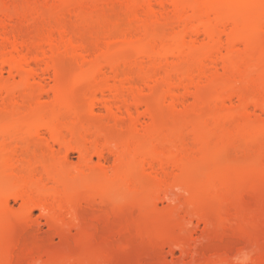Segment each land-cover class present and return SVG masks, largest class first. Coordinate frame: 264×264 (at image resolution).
I'll list each match as a JSON object with an SVG mask.
<instances>
[{"label": "rangeland", "instance_id": "rangeland-1", "mask_svg": "<svg viewBox=\"0 0 264 264\" xmlns=\"http://www.w3.org/2000/svg\"><path fill=\"white\" fill-rule=\"evenodd\" d=\"M160 1L0 0V264H264V0Z\"/></svg>", "mask_w": 264, "mask_h": 264}, {"label": "bare ground", "instance_id": "bare-ground-1", "mask_svg": "<svg viewBox=\"0 0 264 264\" xmlns=\"http://www.w3.org/2000/svg\"><path fill=\"white\" fill-rule=\"evenodd\" d=\"M168 1V0H167ZM172 1V2H171ZM178 1V0H177ZM187 1H189V0H187ZM186 1V2H187ZM192 1V0H191ZM190 1V2H191ZM261 0H203V3H202V1L201 0H199L198 1V3H202V6L201 7H203V12H204V14L207 16V18H208V21H209V18H210V16H213L214 17V19H220V18H225L226 16H229V15H231V14H244L249 8H251V7H254V6H256L259 2H260ZM161 2H163V0L162 1H160V3ZM169 2V1H168ZM174 1L173 0H170V3H173ZM196 2V1H195ZM191 3H194V1H192ZM174 4V3H173ZM175 5V4H174ZM201 5V4H200ZM191 33H199V32H202V33H205V34H208V35H212V34H215V30H214V28H212L208 23H206V22H202V23H197L195 26H192L191 27V29L189 30ZM189 32V33H190ZM190 33V34H191ZM187 34V33H186ZM185 35V34H184ZM188 35V34H187ZM184 38H185V36L182 38V41L184 40ZM179 38L178 39H175L173 42H172V44H171V46L168 48V49H166L165 51H164V53H163V56H170V55H173L174 56V54H176V52L180 49V47L182 46L181 45V42H182ZM181 45V46H180ZM31 63H32V61H31V59H28L27 57H22V59L20 60V61H18V60H16L14 57H6V56H0V72H1V69H3V68H7L8 69V73H10L9 75H11V77L13 78V76L15 77V75H17V76H24V75H28L29 74V76L30 75H37V76H40L38 73V71L36 70H34V68L31 66ZM41 64H39V66H40ZM43 68L41 69V67H40V72H43V73H45L46 71L48 72V73H50V71L51 70H55L54 71V75H56V77H57V73H56V67H54V65L53 64H49V63H46V64H44L43 63ZM110 66V65H109ZM112 67V66H111ZM37 69V68H36ZM87 72H89V71H85L84 72V74L82 73L81 75L83 76H81V80L83 79V80H85V79H87V77L86 76H88L89 75V73H87ZM100 72V71H99ZM47 73V74H48ZM53 75V76H54ZM54 78H55V76H54ZM54 90V89H53ZM52 90V92L53 93H57V91H59V90H54L53 91ZM105 91V90H104ZM102 94L104 93L103 91H100ZM59 93V92H58ZM57 93V94H58ZM99 93V92H98ZM56 94V95H57ZM104 95V94H103ZM14 96V95H13ZM95 98V97H94ZM101 98V97H100ZM100 98H95V99H97V103L98 104H100L102 101H98ZM92 100V99H91ZM100 100H102V99H100ZM93 101V100H92ZM96 102V101H95ZM93 103H94V101H93ZM92 103V104H93ZM95 104V103H94ZM103 104V102L101 103V105ZM96 105V104H95ZM95 105H93L92 107H94ZM104 105H105V102H104ZM94 109V108H93ZM93 109H92V111H93ZM148 112H149V110H148ZM147 113V111L145 112V114ZM54 115V114H53ZM55 115H56V113H55ZM146 115H148V114H146ZM149 115H150V112H149ZM38 124H39V126H38ZM37 126L38 127H44V128H46V129H48V130H53V128H54V124L51 122V121H48V122H46V121H43V122H39V123H37ZM36 126V127H37ZM97 150V149H96ZM98 150H100V149H98ZM103 151V150H102ZM95 153H96V151H95ZM82 154V153H81ZM97 157L99 158V159H101V158H103L104 157V154H103V152H101V151H97ZM95 154V155H96ZM82 157H84L85 159H86V154L85 153H83L82 154ZM83 161H87V160H83ZM98 162H99V166L101 165L100 163H101V160H98ZM101 167V166H100ZM18 198H20L21 200H22V196H16L14 199H18ZM26 203V206H25V210H26V212L28 213V215L33 211V209L34 208H39L40 210H43L44 208H43V206H42V204H35V205H30L29 203H27V202H25ZM172 244H174V243H172ZM170 245V244H169ZM176 245V244H175ZM174 245V246H175ZM179 245V244H178ZM178 245H176V246H178ZM170 247H171V245H170Z\"/></svg>", "mask_w": 264, "mask_h": 264}]
</instances>
